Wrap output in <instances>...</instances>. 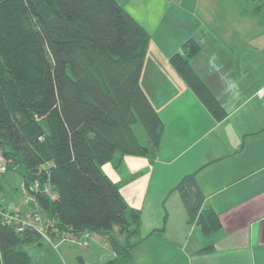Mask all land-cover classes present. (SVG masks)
<instances>
[{"label":"trees","instance_id":"1","mask_svg":"<svg viewBox=\"0 0 264 264\" xmlns=\"http://www.w3.org/2000/svg\"><path fill=\"white\" fill-rule=\"evenodd\" d=\"M258 1L255 12L264 5ZM149 40L117 0H0V152L7 170L23 166L24 191L49 235L53 227L108 235L116 256L106 264L128 262L140 216L101 165L116 154L149 153L162 129L140 85ZM199 50L188 37L169 62L219 120L225 110L188 62ZM219 223L213 211L198 220L207 234ZM41 239L31 226L18 231L0 221V264H29L19 246Z\"/></svg>","mask_w":264,"mask_h":264},{"label":"crops","instance_id":"2","mask_svg":"<svg viewBox=\"0 0 264 264\" xmlns=\"http://www.w3.org/2000/svg\"><path fill=\"white\" fill-rule=\"evenodd\" d=\"M117 1L149 34L153 60L145 57L140 85L162 122L149 153L116 154L101 167L139 209L138 242L125 264H264V64H248L250 57L264 60L254 53L256 37L264 41V5L255 12L258 4L247 0ZM188 37L200 45L189 64L226 112L219 120L169 62ZM207 211L220 222L208 234L198 224ZM89 232L90 244L96 239ZM50 237L26 244L56 246L60 238ZM87 251L76 255L79 264L116 256L113 249L95 257Z\"/></svg>","mask_w":264,"mask_h":264},{"label":"rangeland","instance_id":"3","mask_svg":"<svg viewBox=\"0 0 264 264\" xmlns=\"http://www.w3.org/2000/svg\"><path fill=\"white\" fill-rule=\"evenodd\" d=\"M120 1L124 2L125 0H120ZM247 3L250 5H252L253 3L259 4V1L258 0H247ZM261 29H263L262 32H264V26ZM256 36L258 37L262 36L260 34V31L256 34ZM254 42H255L254 46L256 47V50L254 53H264V41L256 37ZM238 53H245V52H241V50H239ZM146 56L148 57L147 58L148 64L150 65V60H153L151 58V54L146 53L145 57ZM258 63L264 64V60H257V59L253 60V58L250 57L248 64L251 67H255V66H259ZM148 64L145 67L144 61H143L144 66L142 65V70L144 74H146L147 69L149 68ZM144 74L143 76L146 77L147 75H144ZM144 77H142V80H144ZM134 128H135L136 134L142 131L139 125H135ZM102 165H105V164H102ZM23 173H24V168L22 165H19L15 169H8L6 173L3 175V177L1 178V186H0V198L3 201V204L6 207L20 210V213L22 214L28 211L29 208L31 207L30 203L25 201V199L27 198V194L25 193L23 189ZM105 235L94 232V236L96 240L91 241V243L88 246H82L81 243L78 244L77 242L64 240L61 238L56 239L54 242L56 243V246L58 245V243L62 242L63 245L66 247V251L68 250V257L66 259L68 264H79L78 263L79 257L76 255L80 254V252L85 254L86 252H89L87 250H90V251H93L94 257H95L97 256L96 253L104 254V252L109 253L111 251L112 249L111 241L109 240V238H107L108 236L107 235L105 236ZM132 238H133V235L129 238L130 243L133 242ZM136 238L137 237H135V239ZM44 242L47 243L46 241ZM119 242L124 243L125 239ZM56 246L51 244V246L45 245L42 249H38V248H35L34 246H28L27 244L25 245L21 244L19 246V249L23 250L30 256L31 264H67L66 260L62 259L59 253L61 244L59 245V247H56Z\"/></svg>","mask_w":264,"mask_h":264},{"label":"built area","instance_id":"4","mask_svg":"<svg viewBox=\"0 0 264 264\" xmlns=\"http://www.w3.org/2000/svg\"><path fill=\"white\" fill-rule=\"evenodd\" d=\"M7 158L0 152V183L1 178L7 171ZM31 188L34 191L40 190V183L38 179H35L31 183ZM43 191L46 193L50 192V187L48 184L43 185ZM26 202H33V205L25 213H20L15 210H10L4 207L1 203L0 198V221L5 224L14 225L18 231H21L26 226H31L35 228L41 235L42 239L51 240V237L47 231L46 218L42 214L41 209L38 207V204L35 201L33 195L27 194ZM51 231L55 236H58L61 239H71L78 241L82 245H88V238L90 237L89 231H80L79 233L74 232H60L57 227L51 228Z\"/></svg>","mask_w":264,"mask_h":264},{"label":"clouds","instance_id":"5","mask_svg":"<svg viewBox=\"0 0 264 264\" xmlns=\"http://www.w3.org/2000/svg\"><path fill=\"white\" fill-rule=\"evenodd\" d=\"M234 86V85H233Z\"/></svg>","mask_w":264,"mask_h":264}]
</instances>
